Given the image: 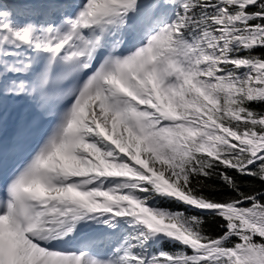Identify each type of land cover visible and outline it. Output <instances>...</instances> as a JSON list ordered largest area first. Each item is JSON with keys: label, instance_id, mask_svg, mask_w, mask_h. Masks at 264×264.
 <instances>
[{"label": "snow or ice", "instance_id": "6c2138e0", "mask_svg": "<svg viewBox=\"0 0 264 264\" xmlns=\"http://www.w3.org/2000/svg\"><path fill=\"white\" fill-rule=\"evenodd\" d=\"M9 96L0 264H264V0H0Z\"/></svg>", "mask_w": 264, "mask_h": 264}]
</instances>
